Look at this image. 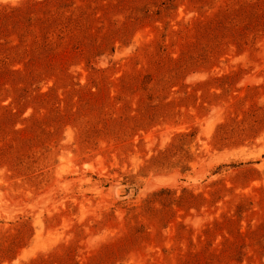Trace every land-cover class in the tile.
<instances>
[{
	"label": "rangeland",
	"instance_id": "374dc122",
	"mask_svg": "<svg viewBox=\"0 0 264 264\" xmlns=\"http://www.w3.org/2000/svg\"><path fill=\"white\" fill-rule=\"evenodd\" d=\"M0 264H264V0H0Z\"/></svg>",
	"mask_w": 264,
	"mask_h": 264
},
{
	"label": "water",
	"instance_id": "95a60500",
	"mask_svg": "<svg viewBox=\"0 0 264 264\" xmlns=\"http://www.w3.org/2000/svg\"><path fill=\"white\" fill-rule=\"evenodd\" d=\"M119 192L125 193V190H122V191H121V190H119ZM130 192H131V193H133V192H134V190H131Z\"/></svg>",
	"mask_w": 264,
	"mask_h": 264
}]
</instances>
